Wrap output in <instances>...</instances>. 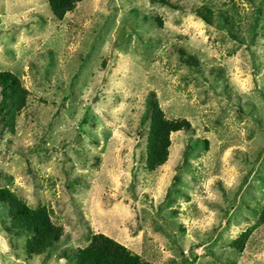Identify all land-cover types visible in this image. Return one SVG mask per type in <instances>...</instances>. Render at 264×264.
Returning a JSON list of instances; mask_svg holds the SVG:
<instances>
[{
  "label": "rangeland",
  "instance_id": "1",
  "mask_svg": "<svg viewBox=\"0 0 264 264\" xmlns=\"http://www.w3.org/2000/svg\"><path fill=\"white\" fill-rule=\"evenodd\" d=\"M166 1L81 0L59 20L0 0V72L28 94L0 133V188L63 231L30 257L0 203V264H74L93 234L152 264H264V0ZM153 104L190 128L148 172Z\"/></svg>",
  "mask_w": 264,
  "mask_h": 264
},
{
  "label": "trees",
  "instance_id": "2",
  "mask_svg": "<svg viewBox=\"0 0 264 264\" xmlns=\"http://www.w3.org/2000/svg\"><path fill=\"white\" fill-rule=\"evenodd\" d=\"M80 1L46 0V3L53 15L60 20ZM159 1L168 5L166 0ZM193 13L196 19L210 25L213 13L209 8H197ZM27 95L15 74L0 72V133L6 127H11L16 116L26 107ZM146 119L147 115H142L141 127H144ZM148 120L143 159L146 171L153 172L167 160L171 145L170 134L189 129L190 123L186 120L166 118L156 104H153ZM0 203L6 206L9 219L8 225L3 227L4 231L11 239L25 237V252L30 257L43 254L62 237V229L52 222L50 211L46 207L32 208L7 188H0ZM259 221L264 223V205L261 208ZM253 228L254 226L243 231L240 237L231 243V247L241 252ZM74 254V264H152L143 261L137 254L103 234L91 235L87 245L75 251Z\"/></svg>",
  "mask_w": 264,
  "mask_h": 264
}]
</instances>
